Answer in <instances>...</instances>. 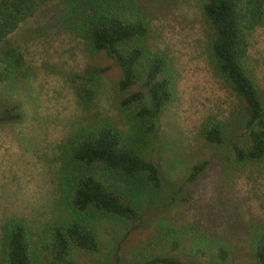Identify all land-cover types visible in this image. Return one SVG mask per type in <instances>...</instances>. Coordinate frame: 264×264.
Instances as JSON below:
<instances>
[{
  "label": "rangeland",
  "instance_id": "374dc122",
  "mask_svg": "<svg viewBox=\"0 0 264 264\" xmlns=\"http://www.w3.org/2000/svg\"><path fill=\"white\" fill-rule=\"evenodd\" d=\"M52 4L39 8L8 37L24 65L16 77L0 83V111L17 105L21 113L20 121H0V254L8 219H22L36 233L43 224L73 217L66 204L60 149L71 133L86 125L87 117L112 119L131 133L114 91L118 69L110 59L87 57L84 43L55 24ZM142 6L150 23L151 48L165 51L175 72L174 99L161 112L155 135L139 143L142 157L157 163L162 189L138 191L133 220L96 217L97 251L72 249L71 257L74 264H126L164 254L184 264H252L244 250L217 262L185 246L171 247V234L183 225L246 243L248 230L264 225V160L235 167L229 143L238 139L239 131L227 132L221 144L199 134L205 119H236L242 103L207 64L195 0H147ZM248 37L247 66L264 106V23ZM92 64L109 67L94 75L95 93L86 108L77 102L70 80ZM202 158L208 160L204 172L183 184L189 165Z\"/></svg>",
  "mask_w": 264,
  "mask_h": 264
},
{
  "label": "trees",
  "instance_id": "16d2710c",
  "mask_svg": "<svg viewBox=\"0 0 264 264\" xmlns=\"http://www.w3.org/2000/svg\"><path fill=\"white\" fill-rule=\"evenodd\" d=\"M144 1L0 0V83L16 77L24 65L22 54L8 43V37L39 8L53 3L50 10L58 28L82 41L87 57L110 59L118 69L114 91L120 98L118 107L129 117L131 131L126 134L112 119L93 116L65 139L60 156L66 204L73 217L43 224L36 233L22 219H8L0 264H38L40 259L43 264H74L72 249L97 251L96 217L133 220L138 191L162 189L161 171L156 162L142 157L140 144L155 135L161 112L175 97V72L167 53L150 46ZM195 6L204 26L207 64L242 103L236 119H205L199 134L207 142L221 144L227 132L239 131L238 139L229 143L235 167L263 161L264 106L247 66V51L249 34L264 23V0H195ZM108 67L88 65L81 75L71 78L81 106L91 105L94 75ZM20 119L17 105L0 111V121ZM207 164L206 158L190 164L183 184L197 179ZM199 227L174 229L171 247L185 246L194 255L217 262L235 258V250H244V258L252 264H264V225L248 230L244 244ZM126 264L184 263L164 254Z\"/></svg>",
  "mask_w": 264,
  "mask_h": 264
}]
</instances>
